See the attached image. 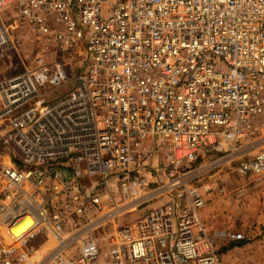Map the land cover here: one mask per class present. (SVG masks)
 <instances>
[{"label": "built area", "instance_id": "built-area-1", "mask_svg": "<svg viewBox=\"0 0 264 264\" xmlns=\"http://www.w3.org/2000/svg\"><path fill=\"white\" fill-rule=\"evenodd\" d=\"M18 28L46 48L0 78V264H224L202 212L264 179V0H0V68Z\"/></svg>", "mask_w": 264, "mask_h": 264}, {"label": "crops", "instance_id": "crops-1", "mask_svg": "<svg viewBox=\"0 0 264 264\" xmlns=\"http://www.w3.org/2000/svg\"><path fill=\"white\" fill-rule=\"evenodd\" d=\"M231 173H234L233 170H226L223 173L225 178L224 194H220L218 180L213 181V189L207 196V199L213 200V205L209 207L207 213L211 224L209 225L204 217L205 209L202 212L203 218L213 236H220L223 232L220 228L216 229L213 224V221L218 218L224 221L225 223H223L227 224L229 228L234 229L231 231L238 229V231H250V233L253 231L255 234L257 229L264 226V179L250 175L247 180L238 177L237 174L233 176ZM223 255L224 261H227L226 264H239L241 256L252 255L259 258V245L255 242L242 240L239 245L227 250ZM234 256L236 258L232 259Z\"/></svg>", "mask_w": 264, "mask_h": 264}, {"label": "rangeland", "instance_id": "rangeland-1", "mask_svg": "<svg viewBox=\"0 0 264 264\" xmlns=\"http://www.w3.org/2000/svg\"><path fill=\"white\" fill-rule=\"evenodd\" d=\"M49 24L52 28H55V29L62 28V24L56 20V17L54 15H51L49 17ZM17 32H18V37L16 38V41H18L17 45L19 48V52L22 56V59L19 57V55L16 52L13 53L9 57V60L6 62V64L0 68V78H4L7 76H11V75H16L24 71V65L29 66L30 64H32L34 58L37 55L42 54L43 48H46L44 47L43 41L38 40L36 36L33 33H31L28 29L18 28ZM67 56H68L67 60L71 63L68 68V74H69L70 80L67 84L60 86V87H56L55 89L50 91L49 97L52 100L66 95L72 88L76 87V83L74 81H75L76 75L82 69L81 67L84 63L83 54L69 53ZM6 154H7L6 150L0 147V161H2L3 159H7V158H4ZM231 174L233 176L236 175L235 172ZM249 178H250V175H246L242 179L249 180ZM244 185H247V184H244ZM212 205H213V200L208 199L207 206L205 207L204 217L208 221L209 225L211 224V219L209 220L207 213L209 211V207ZM223 222L224 221L218 218L213 221V224L216 226V229L220 228V230L223 231L222 234H220V236L217 235V236H214V238H215L216 247L219 250L223 263L226 264L227 261H224L223 254L226 253L227 250L239 245L240 241L242 240L233 241V240L228 239L227 236H224L225 233H228L229 231L234 230V229L229 228L227 224H224L225 222L224 223ZM243 232L246 235V238L243 240H247V242H255V244L259 245V258L256 256H252V255L249 257L241 256V262L239 264H264V226L260 229H257L255 234L253 231L251 233L250 231L248 232L243 231ZM235 258H236L235 256L232 257V259H235Z\"/></svg>", "mask_w": 264, "mask_h": 264}, {"label": "bare ground", "instance_id": "bare-ground-1", "mask_svg": "<svg viewBox=\"0 0 264 264\" xmlns=\"http://www.w3.org/2000/svg\"><path fill=\"white\" fill-rule=\"evenodd\" d=\"M19 226H21L22 228L25 226V224H19V223H17V224H15L14 226H13V230H14V232H19L20 230H21V228L19 227Z\"/></svg>", "mask_w": 264, "mask_h": 264}]
</instances>
